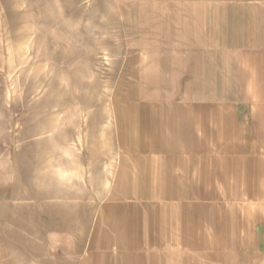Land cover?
Instances as JSON below:
<instances>
[{"label": "rangeland", "instance_id": "1", "mask_svg": "<svg viewBox=\"0 0 264 264\" xmlns=\"http://www.w3.org/2000/svg\"><path fill=\"white\" fill-rule=\"evenodd\" d=\"M184 1L0 0V264H126L133 248L117 241L115 225L124 216L116 207L145 200L115 197L132 188L116 182V111L136 93H173L183 76L182 89H196L189 85L199 77L193 64L207 65L213 77L197 89L245 99V148L262 175L216 190L222 198L213 204L233 221L240 217L244 229L233 230L230 219L223 245L209 244L213 256L182 264L264 261V248L255 245L264 218V134L250 129L264 133V108L249 101L264 96V0L256 29L245 23L246 34H257L244 39L239 54L245 86L237 81V44L222 52L214 40L181 36L176 14ZM227 63L229 71H221ZM223 73L230 76L221 81Z\"/></svg>", "mask_w": 264, "mask_h": 264}, {"label": "crops", "instance_id": "2", "mask_svg": "<svg viewBox=\"0 0 264 264\" xmlns=\"http://www.w3.org/2000/svg\"><path fill=\"white\" fill-rule=\"evenodd\" d=\"M182 4L184 10L176 14L183 24L181 36L214 40L222 52L233 51L232 44H237V81L238 86H245L247 69L239 54L244 56L241 47L245 38L257 37L256 31L254 35L253 31L246 34L245 28L249 23L254 27L251 30L256 29L261 0H186ZM168 17L164 14L165 22ZM201 44L197 42L195 46ZM193 65L190 70L199 77L189 79L195 81L189 85H196V89H182L188 81L183 76L173 93H136L121 99L122 105L116 111L120 150L116 182L132 184V188L126 195L115 192V197L145 200L116 207L124 216L115 225L117 241L127 249H156L147 251L149 254L132 250L126 255V264H165L167 256L174 259V264H182L191 262L196 255L213 256L209 244L223 245L222 233L231 219L230 212L213 204L222 198L216 190H226L225 183L261 181L262 165L255 163L257 157L249 155L245 148L244 135L247 126L251 127L246 122L245 99L215 96L212 89H197L208 82L212 85L213 77L207 73V65ZM228 65L224 70L223 64L220 70L229 71ZM229 76L223 73L221 81ZM262 95L249 99L255 107L259 104L260 112L264 108ZM258 112H254V120L261 118ZM255 127L250 128L253 134H264L263 127ZM239 221L240 217L233 221V230L244 229ZM255 236L260 252L264 248V218L257 221ZM237 246H241L240 242ZM244 257L239 256V264H245ZM261 261L264 263L260 260L255 264Z\"/></svg>", "mask_w": 264, "mask_h": 264}]
</instances>
